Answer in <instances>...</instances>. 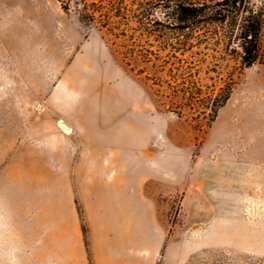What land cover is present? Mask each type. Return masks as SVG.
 <instances>
[{
  "label": "rangeland",
  "instance_id": "obj_1",
  "mask_svg": "<svg viewBox=\"0 0 264 264\" xmlns=\"http://www.w3.org/2000/svg\"><path fill=\"white\" fill-rule=\"evenodd\" d=\"M103 33L84 24L75 9L64 10L58 0H0V171L16 156L33 162L34 145L47 137L36 127L48 121L55 126L48 131L52 139H65L73 157L85 153L86 148L71 146L86 134L75 125L92 119L97 126L114 127L100 130L105 138L114 135L122 142L126 128V171H146L169 235L186 228L187 190L203 185L197 181L202 166H209L204 172L210 188L225 162H240L244 202L264 203V63L244 66L236 57L218 66L203 58V51L194 55L204 93L231 89L213 116L191 109L182 92L173 94L167 85L158 91V85L126 65V40ZM151 65L145 70L152 72ZM172 158L178 161L173 170L179 175L177 187L159 178L160 165L170 171ZM75 160L72 165L78 164ZM251 224L264 237V218ZM196 261L264 264V253L212 248L198 253Z\"/></svg>",
  "mask_w": 264,
  "mask_h": 264
},
{
  "label": "crops",
  "instance_id": "obj_2",
  "mask_svg": "<svg viewBox=\"0 0 264 264\" xmlns=\"http://www.w3.org/2000/svg\"><path fill=\"white\" fill-rule=\"evenodd\" d=\"M88 121L75 125L86 134L71 145L85 153L73 157L65 139H52L48 121L36 127L47 137L33 162L16 156L0 171V264H203L196 255L212 248L264 253L251 224L264 218V203L244 202L240 162H225L210 188L202 166L203 185L187 190L186 228L169 235L146 171H126V128L121 142L100 134L114 129L109 123ZM171 165H160L159 178L177 187L178 161Z\"/></svg>",
  "mask_w": 264,
  "mask_h": 264
},
{
  "label": "trees",
  "instance_id": "obj_3",
  "mask_svg": "<svg viewBox=\"0 0 264 264\" xmlns=\"http://www.w3.org/2000/svg\"><path fill=\"white\" fill-rule=\"evenodd\" d=\"M58 1L104 37L126 40L127 66L158 85V91L167 85L173 94L182 92L186 105L203 114L216 115L231 89L204 93L194 55L203 51L202 57L218 66L236 57L244 66L264 63V0ZM155 41L160 44L149 47ZM189 50L194 51L186 56ZM147 64L152 72L145 70Z\"/></svg>",
  "mask_w": 264,
  "mask_h": 264
},
{
  "label": "bare ground",
  "instance_id": "obj_4",
  "mask_svg": "<svg viewBox=\"0 0 264 264\" xmlns=\"http://www.w3.org/2000/svg\"><path fill=\"white\" fill-rule=\"evenodd\" d=\"M92 52H93V51H92ZM92 54H93V53H92ZM62 125H63L66 129L70 130V126H69L68 124L62 122Z\"/></svg>",
  "mask_w": 264,
  "mask_h": 264
}]
</instances>
